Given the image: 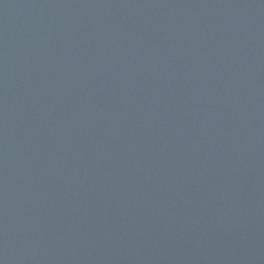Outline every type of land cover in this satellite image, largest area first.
<instances>
[{"label":"water","instance_id":"water-1","mask_svg":"<svg viewBox=\"0 0 264 264\" xmlns=\"http://www.w3.org/2000/svg\"><path fill=\"white\" fill-rule=\"evenodd\" d=\"M0 264H264V0H0Z\"/></svg>","mask_w":264,"mask_h":264}]
</instances>
